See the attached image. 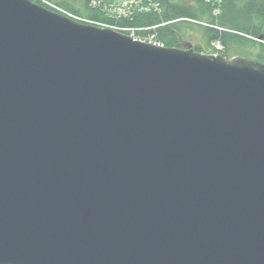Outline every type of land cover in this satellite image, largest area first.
Instances as JSON below:
<instances>
[{"label": "water", "instance_id": "water-1", "mask_svg": "<svg viewBox=\"0 0 264 264\" xmlns=\"http://www.w3.org/2000/svg\"><path fill=\"white\" fill-rule=\"evenodd\" d=\"M0 264H264V61L0 0Z\"/></svg>", "mask_w": 264, "mask_h": 264}, {"label": "trees", "instance_id": "trees-1", "mask_svg": "<svg viewBox=\"0 0 264 264\" xmlns=\"http://www.w3.org/2000/svg\"><path fill=\"white\" fill-rule=\"evenodd\" d=\"M54 1L76 13L127 28L125 31L135 28L140 35L154 34L165 46H192L210 52L212 42L220 40L226 58L244 54L264 61V0H138L133 12L125 17L93 7L91 0ZM197 30L205 45L185 44Z\"/></svg>", "mask_w": 264, "mask_h": 264}, {"label": "built area", "instance_id": "built-area-1", "mask_svg": "<svg viewBox=\"0 0 264 264\" xmlns=\"http://www.w3.org/2000/svg\"><path fill=\"white\" fill-rule=\"evenodd\" d=\"M39 1L49 8L59 11L81 22L94 24V25L101 26V27H111L117 30L127 29V28L118 27L110 22H105L102 20L95 19L93 17H86V16L76 14L62 7L61 5L57 4L56 2L52 0H39ZM138 3L139 1L137 0H117L115 2H106L102 0H91L90 5L96 8H101L103 11L113 14V16L115 17H123V16L130 15L133 12L134 7ZM143 29H149V28L145 27ZM127 31H129L130 34L137 39H140L143 41H149L153 43H158V40L156 39L154 34L146 33L144 35H140L136 33L135 28H128ZM213 44L217 50H221L223 48V45L221 44L220 41L214 42Z\"/></svg>", "mask_w": 264, "mask_h": 264}, {"label": "rangeland", "instance_id": "rangeland-1", "mask_svg": "<svg viewBox=\"0 0 264 264\" xmlns=\"http://www.w3.org/2000/svg\"><path fill=\"white\" fill-rule=\"evenodd\" d=\"M200 42L203 45H205V41L202 39L201 33L197 30L191 33L185 41V44L187 45H192L193 43ZM239 55H244V54H239Z\"/></svg>", "mask_w": 264, "mask_h": 264}, {"label": "flooded vegetation", "instance_id": "flooded-vegetation-1", "mask_svg": "<svg viewBox=\"0 0 264 264\" xmlns=\"http://www.w3.org/2000/svg\"><path fill=\"white\" fill-rule=\"evenodd\" d=\"M71 1V0H70Z\"/></svg>", "mask_w": 264, "mask_h": 264}]
</instances>
